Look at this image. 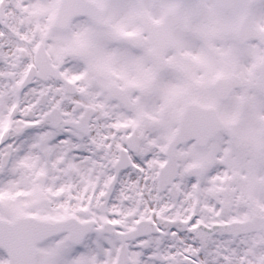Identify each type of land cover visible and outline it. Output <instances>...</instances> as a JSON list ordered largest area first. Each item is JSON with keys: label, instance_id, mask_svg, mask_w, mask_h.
<instances>
[{"label": "snow or ice", "instance_id": "6c2138e0", "mask_svg": "<svg viewBox=\"0 0 264 264\" xmlns=\"http://www.w3.org/2000/svg\"><path fill=\"white\" fill-rule=\"evenodd\" d=\"M0 264H264V0H0Z\"/></svg>", "mask_w": 264, "mask_h": 264}]
</instances>
